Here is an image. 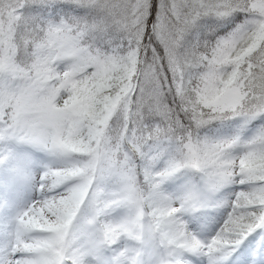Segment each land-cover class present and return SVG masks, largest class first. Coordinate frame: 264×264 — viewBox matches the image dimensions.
I'll list each match as a JSON object with an SVG mask.
<instances>
[{"label":"snow or ice","instance_id":"obj_1","mask_svg":"<svg viewBox=\"0 0 264 264\" xmlns=\"http://www.w3.org/2000/svg\"><path fill=\"white\" fill-rule=\"evenodd\" d=\"M34 2L0 0V169L9 174L0 181V264H148L151 252L153 264H181L186 253L227 264L264 228V128L247 140L199 132L264 119V0H72L95 16L33 27L25 16L39 11ZM237 12L251 19L185 52L200 20ZM60 80L73 84L69 100L32 102ZM14 143L49 163H22ZM185 168L211 191L239 188L210 240L183 221L196 197L163 191ZM191 220L199 231L212 226L211 217Z\"/></svg>","mask_w":264,"mask_h":264},{"label":"rangeland","instance_id":"obj_2","mask_svg":"<svg viewBox=\"0 0 264 264\" xmlns=\"http://www.w3.org/2000/svg\"><path fill=\"white\" fill-rule=\"evenodd\" d=\"M60 1L62 0L46 2L43 5L41 15L30 23L31 26H42L53 22L59 23L61 19L71 20L69 13L61 11ZM260 130L258 126L242 129L230 126L216 131V134L217 139L240 136L247 140L254 137ZM10 150L19 161L30 164L33 169L49 163V157L45 153L37 151L28 145L14 143L11 145ZM8 179L7 169H0V181H7ZM163 191L166 195L177 200L185 196L196 197L195 210L186 212L183 215V221L188 225L189 231L196 235L198 239L210 240L219 231L227 218L229 209L224 205L227 201L234 198L233 193L239 191V188L228 186L218 191H211L200 172L196 170L194 177H192L189 176L186 169H182L163 185ZM19 203L22 204L23 200L19 201ZM193 216H204L206 219L213 216L212 226L207 231L197 230L192 226L191 217ZM156 256L157 253L151 252L147 257L148 264H153ZM181 264H208V260L204 257L186 253L181 258ZM227 264H264V228L257 229L242 244L236 246L232 250Z\"/></svg>","mask_w":264,"mask_h":264},{"label":"trees","instance_id":"obj_3","mask_svg":"<svg viewBox=\"0 0 264 264\" xmlns=\"http://www.w3.org/2000/svg\"><path fill=\"white\" fill-rule=\"evenodd\" d=\"M50 0H35L29 6L32 8L39 9V11H34L26 14L25 19L28 23H31L37 19L43 9V5ZM61 11L69 13L70 19H91L95 16V13L88 8L78 7L72 0H62L60 1ZM251 17L244 12H237L234 15L228 17L224 20H218L215 17H205L200 20L196 27H194L189 35L186 37L185 52L191 51L194 46L198 43L203 44L205 42L215 43L216 40L223 36L229 35L238 25L244 24ZM238 127L240 129L250 126H258L260 129L264 128V119L246 121L241 118H234L225 121H213L209 125L200 129L199 135L202 138L208 140H217L216 131L224 129V127ZM175 151V148L171 150ZM188 174L194 177L195 169L185 168ZM184 169V170H185Z\"/></svg>","mask_w":264,"mask_h":264},{"label":"clouds","instance_id":"obj_4","mask_svg":"<svg viewBox=\"0 0 264 264\" xmlns=\"http://www.w3.org/2000/svg\"><path fill=\"white\" fill-rule=\"evenodd\" d=\"M8 73V64L6 61H0V78H5ZM75 82V88L77 90H86V85L79 81L77 77L72 78ZM63 85V86H62ZM27 92L25 90L21 93L24 95ZM32 102L40 103L50 96H54L56 102L63 104L65 101L69 100L72 95H74L73 84H64L63 80L57 81L55 83L45 85L39 92H33Z\"/></svg>","mask_w":264,"mask_h":264},{"label":"bare ground","instance_id":"obj_5","mask_svg":"<svg viewBox=\"0 0 264 264\" xmlns=\"http://www.w3.org/2000/svg\"><path fill=\"white\" fill-rule=\"evenodd\" d=\"M214 217H215V216H214ZM211 218H212V220H213V216H212ZM214 221H215V220H214ZM213 223H214V222H213ZM190 225H191V224H190ZM192 230H193V229H192ZM195 230H196V229H195ZM194 260H195V259H194ZM194 260H193V261H194ZM195 261H198V260H195Z\"/></svg>","mask_w":264,"mask_h":264}]
</instances>
